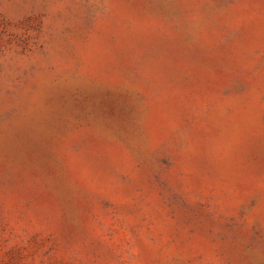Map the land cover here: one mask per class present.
<instances>
[{"label": "rangeland", "instance_id": "obj_1", "mask_svg": "<svg viewBox=\"0 0 264 264\" xmlns=\"http://www.w3.org/2000/svg\"><path fill=\"white\" fill-rule=\"evenodd\" d=\"M0 264H264V0H0Z\"/></svg>", "mask_w": 264, "mask_h": 264}]
</instances>
